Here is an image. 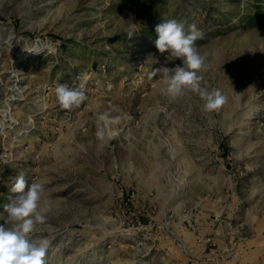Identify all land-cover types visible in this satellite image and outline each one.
Returning a JSON list of instances; mask_svg holds the SVG:
<instances>
[{"label": "rangeland", "instance_id": "1", "mask_svg": "<svg viewBox=\"0 0 264 264\" xmlns=\"http://www.w3.org/2000/svg\"><path fill=\"white\" fill-rule=\"evenodd\" d=\"M172 19L203 33L219 111L164 91L157 70L181 61L155 28ZM57 83L87 99L62 109ZM20 173L49 201L30 235L50 240L46 264H219L264 246V0H0V225Z\"/></svg>", "mask_w": 264, "mask_h": 264}, {"label": "clouds", "instance_id": "2", "mask_svg": "<svg viewBox=\"0 0 264 264\" xmlns=\"http://www.w3.org/2000/svg\"><path fill=\"white\" fill-rule=\"evenodd\" d=\"M157 38L155 47L165 62L179 59L181 64L174 67L159 69L162 75L161 84L164 91L173 99L181 97L185 90L197 95L205 112L219 111L227 102V97L219 89L209 90L202 84L201 72L204 70V57L199 53L197 40L203 38V33L196 24L188 25L175 19L164 21L155 28ZM156 75V72L153 73ZM55 98L58 105L65 110L79 107L86 95L79 87L70 88L67 84L57 83ZM96 137L105 139L103 123L114 122L110 114H98ZM103 122V123H102ZM44 185L40 182L29 184L24 173H20L12 183L9 202L4 205L6 216L0 225V264H46V255L50 240L41 238L38 241L30 239L36 226L46 223L45 213L49 201L44 199Z\"/></svg>", "mask_w": 264, "mask_h": 264}, {"label": "crops", "instance_id": "3", "mask_svg": "<svg viewBox=\"0 0 264 264\" xmlns=\"http://www.w3.org/2000/svg\"><path fill=\"white\" fill-rule=\"evenodd\" d=\"M222 243V242H221ZM236 255H229V260L219 259V264H264V246L254 243V240L240 242L237 245Z\"/></svg>", "mask_w": 264, "mask_h": 264}, {"label": "bare ground", "instance_id": "4", "mask_svg": "<svg viewBox=\"0 0 264 264\" xmlns=\"http://www.w3.org/2000/svg\"><path fill=\"white\" fill-rule=\"evenodd\" d=\"M185 186H186V183H183L180 190L174 193L175 196L173 197L171 201L169 200V205L173 204L174 202H177L178 204L176 207H180V203L183 201V198L186 192Z\"/></svg>", "mask_w": 264, "mask_h": 264}, {"label": "built area", "instance_id": "5", "mask_svg": "<svg viewBox=\"0 0 264 264\" xmlns=\"http://www.w3.org/2000/svg\"><path fill=\"white\" fill-rule=\"evenodd\" d=\"M200 241L209 247V249H208L210 251L209 253H211V254L214 253L212 255H214V258H215L217 254H215L216 248L214 246L216 243H215L214 239L210 236H205L203 239H200Z\"/></svg>", "mask_w": 264, "mask_h": 264}]
</instances>
